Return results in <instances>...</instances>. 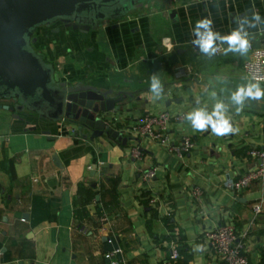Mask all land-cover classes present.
<instances>
[{"label": "crops", "instance_id": "0c3cea01", "mask_svg": "<svg viewBox=\"0 0 264 264\" xmlns=\"http://www.w3.org/2000/svg\"><path fill=\"white\" fill-rule=\"evenodd\" d=\"M252 13L264 19V0H150L116 26L103 21L89 31H67L56 22L36 30L34 45L61 80L139 89L138 99L104 114L115 116L125 134L136 135L128 130L147 113L164 112L167 119L160 140L145 136L121 145L0 107V264H162L172 242L180 254L172 264H225L203 234L223 222L234 225L250 264H264V212L251 209L264 197V178L239 191L228 185L255 164L246 149L264 142V100L245 101L239 114L230 107L238 131L223 137L197 132L184 118L197 106L228 104L239 85L255 82L242 67L249 50L225 54L224 44L211 58L199 52L192 44L197 20L210 18L227 35L237 17L251 20ZM247 31L261 44L264 23ZM152 73L164 84L160 99L150 91ZM183 135L193 146L178 156L169 146ZM132 146L144 148L139 158L130 154ZM147 169L155 175L145 184L139 175Z\"/></svg>", "mask_w": 264, "mask_h": 264}, {"label": "water", "instance_id": "95a60500", "mask_svg": "<svg viewBox=\"0 0 264 264\" xmlns=\"http://www.w3.org/2000/svg\"><path fill=\"white\" fill-rule=\"evenodd\" d=\"M150 0H0V107L31 111L53 122H63L86 140L105 136L121 145L139 136L125 134L113 122L126 99H137L139 89L100 88L82 80H61L54 64L44 58L34 43L40 26L57 21L80 31H89L106 20L118 21ZM169 16L176 10L165 4ZM168 101H171L169 99ZM167 101V102H168ZM140 151L144 148L138 146Z\"/></svg>", "mask_w": 264, "mask_h": 264}, {"label": "built area", "instance_id": "2783aa9c", "mask_svg": "<svg viewBox=\"0 0 264 264\" xmlns=\"http://www.w3.org/2000/svg\"><path fill=\"white\" fill-rule=\"evenodd\" d=\"M261 44L254 45L250 40V54L243 62V70L245 75L254 80L258 78L264 80V33L260 36ZM166 48L170 47L168 39H163ZM223 46H220L221 51ZM218 51V52H219ZM255 81V80H254ZM176 118H181L177 116ZM167 114L162 112L159 115L147 113L143 115L130 129L139 137H150L154 140H160L165 127ZM122 128V127H120ZM128 128V127H127ZM125 128V129H127ZM264 136V125H263ZM193 142L189 135H183L180 141L172 143L169 150L175 152L178 156H182L185 152H189ZM130 154L139 158L141 151L138 146H132ZM248 158L255 161L254 166L240 174L236 179L228 183L229 187L239 191L246 188L252 181L264 178V142L260 145H252L246 149ZM155 175L154 169H147L140 173L141 180L146 184L150 182ZM201 191L194 190L193 197L195 200L200 199ZM155 198H150V202H154ZM251 209L254 214L264 212V197L258 198L251 202ZM204 238L209 242L214 254L222 259L225 264H250L248 255L244 248V243L239 240L234 225L230 222H223L214 227H210L203 232ZM119 248L105 252L104 256L110 258L113 253L119 251ZM178 244L172 242L168 256L163 260L162 264H172L179 257ZM111 264H115L111 261Z\"/></svg>", "mask_w": 264, "mask_h": 264}, {"label": "clouds", "instance_id": "9594fccd", "mask_svg": "<svg viewBox=\"0 0 264 264\" xmlns=\"http://www.w3.org/2000/svg\"><path fill=\"white\" fill-rule=\"evenodd\" d=\"M237 27L227 35H221L214 30L213 21L210 18L197 20L192 30L195 39L192 44L202 55L211 58L219 50L220 46L227 44L224 49L225 54L239 53L245 55L250 48L248 27H255L264 23V19L258 13H252L251 20L247 17H237ZM255 82L249 81L247 84L239 85L229 97V103L223 101L216 102L212 109L207 106H197L185 115V119L190 122L191 127L197 132H210L212 135L223 137L230 133H235L238 129L233 127L228 116L229 108L234 107L236 114L241 113L245 108V101L264 100V80L253 78ZM150 91L156 99H160L164 93V84L157 73H152L150 77ZM199 105V101H197Z\"/></svg>", "mask_w": 264, "mask_h": 264}, {"label": "rangeland", "instance_id": "374dc122", "mask_svg": "<svg viewBox=\"0 0 264 264\" xmlns=\"http://www.w3.org/2000/svg\"><path fill=\"white\" fill-rule=\"evenodd\" d=\"M135 11H132L131 13H134ZM106 21H109V20H106ZM57 25L58 26H61V28H63L64 27V24L61 22V21H58L57 22ZM44 28H47V26H40V27H38L37 28V32H38V34L39 33H41V31L44 29ZM68 29H72L71 27H67ZM36 33V32H35ZM35 46V45H34ZM36 48V47H35ZM37 49V48H36ZM38 50V49H37ZM129 123H131L132 124V122L130 121ZM130 124V125H131ZM128 132H131V129L129 128V130H128ZM130 135V134H129ZM132 136H136V135H132ZM134 140V139H133ZM138 184H140L139 186H141V184H142V181H140L139 180V182H138Z\"/></svg>", "mask_w": 264, "mask_h": 264}, {"label": "flooded vegetation", "instance_id": "af4514ba", "mask_svg": "<svg viewBox=\"0 0 264 264\" xmlns=\"http://www.w3.org/2000/svg\"><path fill=\"white\" fill-rule=\"evenodd\" d=\"M58 22V21H57ZM63 24H64V27L66 28V30L68 31V28L67 27H71V26H67V25H65V23L64 22H62ZM72 28V27H71ZM73 29V28H72ZM57 30H59V28L57 27ZM75 30H78V29H75Z\"/></svg>", "mask_w": 264, "mask_h": 264}]
</instances>
